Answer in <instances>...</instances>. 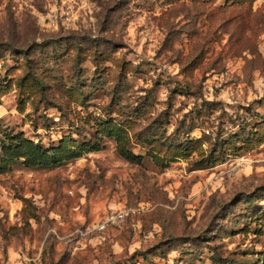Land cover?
I'll use <instances>...</instances> for the list:
<instances>
[{"label": "rangeland", "instance_id": "1", "mask_svg": "<svg viewBox=\"0 0 264 264\" xmlns=\"http://www.w3.org/2000/svg\"><path fill=\"white\" fill-rule=\"evenodd\" d=\"M0 264H264V0H0Z\"/></svg>", "mask_w": 264, "mask_h": 264}, {"label": "trees", "instance_id": "2", "mask_svg": "<svg viewBox=\"0 0 264 264\" xmlns=\"http://www.w3.org/2000/svg\"><path fill=\"white\" fill-rule=\"evenodd\" d=\"M3 152L9 158H19V157H26V164H36L35 160H37L38 156L43 154L40 149L38 148L37 144L29 139L22 138L19 140L18 145H14V143L10 142L9 147L3 145ZM51 162H58V159H55L50 156ZM9 160L8 158H3Z\"/></svg>", "mask_w": 264, "mask_h": 264}]
</instances>
